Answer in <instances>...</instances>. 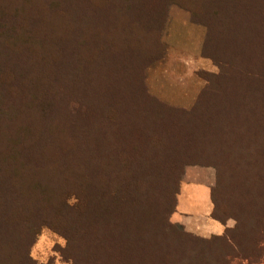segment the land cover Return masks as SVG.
<instances>
[{"label":"trees","instance_id":"16d2710c","mask_svg":"<svg viewBox=\"0 0 264 264\" xmlns=\"http://www.w3.org/2000/svg\"><path fill=\"white\" fill-rule=\"evenodd\" d=\"M173 3L203 23L207 42L214 27L206 20L216 19L242 38L237 53L248 44L251 143L263 148L264 0H0V264H39L30 252L43 228L65 239L61 256L71 264L264 257V228L227 229L214 213L215 187L212 215L226 226L222 235L201 238L169 220L184 167L198 165L182 149L190 120L171 118L145 86ZM244 78L240 72L243 89ZM164 166L169 206L162 223H148L141 214L149 172ZM213 167L215 185L223 173L234 175L237 190L262 175L259 167L250 176ZM241 234L249 235L251 253H242Z\"/></svg>","mask_w":264,"mask_h":264},{"label":"rangeland","instance_id":"374dc122","mask_svg":"<svg viewBox=\"0 0 264 264\" xmlns=\"http://www.w3.org/2000/svg\"><path fill=\"white\" fill-rule=\"evenodd\" d=\"M206 21L214 27L208 42L207 28L194 20L190 11L174 3L168 6L162 56L144 71L145 86L150 95L168 107L166 113H170L171 118L181 122L190 120L189 125L194 126L186 130L189 141L185 140L182 149L188 152L187 160L197 161L198 165H186L184 171L203 166L201 164L212 166L214 171L213 166L219 169L236 166L250 176L255 169L252 167L261 168L260 178L249 179L242 189H236V176L225 173L223 180L214 184L215 215L225 221L227 229L243 228L246 234H252L264 228V135L263 148L256 150L251 143L256 128L249 104V46L247 44L246 51L237 53L242 38L232 28H223L216 19ZM247 41H251L250 36ZM240 72L245 73V89L238 85ZM241 102L245 103L246 112L241 109ZM241 142L245 143L242 147ZM243 149L245 157L241 155ZM256 151H259L258 159L252 157ZM166 166L149 172L146 211L141 214L145 222H163L165 208L169 206V199L163 197L167 185ZM248 182L256 183L257 187L252 188ZM169 220L173 223L171 217ZM240 236L243 234L237 238L242 242V253H251L249 235ZM65 246L62 236L43 228L30 255L39 264H71L61 256ZM231 264H264V257L256 263L236 260Z\"/></svg>","mask_w":264,"mask_h":264},{"label":"crops","instance_id":"0c3cea01","mask_svg":"<svg viewBox=\"0 0 264 264\" xmlns=\"http://www.w3.org/2000/svg\"><path fill=\"white\" fill-rule=\"evenodd\" d=\"M215 171L212 167H189L182 175L173 223L194 236L210 238L224 233L225 225L213 218L212 189Z\"/></svg>","mask_w":264,"mask_h":264}]
</instances>
